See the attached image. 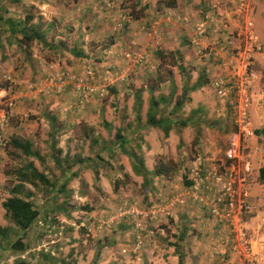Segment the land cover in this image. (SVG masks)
<instances>
[{"label":"rangeland","instance_id":"obj_1","mask_svg":"<svg viewBox=\"0 0 264 264\" xmlns=\"http://www.w3.org/2000/svg\"><path fill=\"white\" fill-rule=\"evenodd\" d=\"M159 1L173 2L184 10L167 8L160 12ZM3 5L8 11L5 17L23 21L25 15L31 16L33 19L25 28L46 31L47 43H57L61 55L37 41L22 42L20 34L12 38L8 32L0 34V104H14L1 132L7 142L11 135L28 137L38 152L36 158H25L15 156L18 153L10 147H3L0 228H13L2 202L15 184L14 171L32 162L55 184H62L65 180L61 169L66 168L63 159L69 156L76 163L65 176V197L55 196V192L46 198L39 193L34 197L41 216L30 231H42V236L26 251L27 255H38V261L31 260L32 264H177L171 244L178 242V233L184 227L182 210L198 207L209 215L210 196L202 194L200 187L191 190L184 184L192 181L189 177L194 163L205 173L217 169L221 173L227 171L226 176L231 174L236 187L247 193L252 207V213L245 217L249 231L262 225L264 137L257 135L260 129L254 111H264V0H4ZM248 21L261 47L255 51L247 71L251 78L247 113L253 136L247 138L244 132L240 133L239 157L231 160L227 153L232 135L238 132V99L234 92L218 97L213 82L227 79L229 73L232 77L240 66V57L251 43L247 37ZM198 26L205 29L203 37L195 35ZM78 34L90 35L80 39L82 45L78 44L86 55L83 59L65 51L66 45L72 49ZM194 39L198 45L192 44ZM179 42L184 46L179 53L183 55V51L190 62L175 60L177 54L172 51H176ZM222 48L221 61L207 56L212 49ZM141 56L146 58V64L138 61ZM177 63L190 76L189 86L196 77L192 73L207 71V119L200 124L190 121L193 117L189 99L178 113L180 121L191 117L189 126L173 128L165 137L160 129L146 124L148 92L152 89L156 99H167L160 109L168 112L180 97L179 88L183 85ZM88 71L93 72L92 77H86ZM73 77L101 86L105 93L102 96L98 91L89 96L85 108L77 112L74 106L79 95L71 83ZM137 91H141L143 102L139 114L133 109ZM48 117H53L52 129H59L51 138L50 125L45 126L42 121ZM134 119L138 121V131ZM214 119L219 123H211ZM117 130L124 138H131L126 148L136 154L144 167L164 170L166 176H149L150 184L144 186L142 175L134 170L137 160L123 154L116 145ZM56 150L61 151L58 163L52 156ZM26 187L34 191L30 185ZM192 195L200 201L204 199L207 205L195 201ZM189 204L193 207L188 208ZM157 208L162 209L163 215L171 216H153ZM190 225L191 230L180 242L185 264L193 259L192 246L199 239L195 238L199 232L197 221ZM216 227L220 235L211 244L208 256L220 263L225 257L216 254L214 247L226 248L230 236L226 228ZM7 233V239L0 236L4 242L0 245V264H19L24 256L30 264L24 253L11 251L14 234ZM258 233L257 251L264 263V227ZM40 249L52 251L54 256L50 257L57 261L42 258Z\"/></svg>","mask_w":264,"mask_h":264},{"label":"trees","instance_id":"obj_2","mask_svg":"<svg viewBox=\"0 0 264 264\" xmlns=\"http://www.w3.org/2000/svg\"><path fill=\"white\" fill-rule=\"evenodd\" d=\"M4 0H0V34H4L5 32H8V36L10 38L15 37L16 34L21 35L22 42L25 43H31L33 41H37L39 43H42V45L54 47L53 45L47 43L46 36L44 33L39 32L38 30L34 29H26L25 25L28 21L32 20L33 18L29 15H25L23 21L18 19H12L5 17L4 14H7L8 11L3 5ZM166 6V7H173V2H166V1H159L158 6ZM174 54V53H173ZM181 61V59H179ZM178 69L180 72H184L182 65L179 63ZM158 75V74H157ZM156 75V76H157ZM209 81V76L207 71L205 70L204 73L201 72L198 74V77L194 84L189 88L186 85H184L181 96L179 99L176 100V102L173 105V111L165 112L164 109H160L161 105H165L167 103V99L160 97L156 99L153 96V90L149 89L150 92L149 98L147 100L148 109L146 112V124L151 128L160 129L165 137H168L169 132L173 128H177L179 126L182 127H188L189 126V118L183 121L177 120L178 113L182 112V109L184 105L187 102V93L189 92V89L191 91L197 90L203 86H206ZM157 83L160 85L161 81L157 80ZM111 91L115 93V90L112 88ZM142 97H141V91H137L134 94V106L133 109L139 114L140 109L142 106ZM170 118L171 120H168ZM121 131H116L115 134V140L116 145L118 148H120L121 152L123 154L129 155L131 159H135L136 164H134V170L137 171V173H140L144 180V186L149 185V181L147 177L149 176H166V172L164 170H154L153 172H148L147 169L143 166L142 162L139 160V158L134 154L131 150H127L128 141L124 136L121 135ZM5 141V139H4ZM5 146L10 147L14 150V152L18 153L15 154V156H23L25 158H36L38 157V152L34 148L33 142L26 137H21L17 135H11L9 141H5ZM4 146V147H5ZM60 153L61 151L56 150L55 154L52 155L53 159L58 163L60 159ZM64 164L66 165V169L64 166L61 169V175L62 179H64V183L62 184H55L51 178L48 177L44 172L38 171L35 166L32 164V162H27L23 164L21 167H19L16 171H14V180L15 184L9 189V197L6 198L2 202V208L5 211V217L12 223L13 228L10 229H1L0 228V236L2 239L8 238L7 231H12L14 234V241L9 246L11 248V251L16 253H24L28 258L29 256H33V254L27 255L26 253L27 247L25 246V241L27 239V233L31 230V228L38 222L40 219V211L35 206L34 203V197L37 193L42 195V197L51 196L55 192V196L57 194L66 196V184L68 181L66 180L68 171L73 168V166L76 164L75 162H72V159L69 156H66L63 159ZM73 163V164H72ZM59 166V165H58ZM95 174L97 175V171H95ZM261 177L264 179V169L261 170ZM98 176H96L97 178ZM184 184L190 185V183L187 181H184ZM27 185H30L34 191H31L30 189H27ZM46 198V197H45ZM56 198V197H55ZM210 217V215H209ZM211 221V218H210ZM182 230L178 233L177 241L174 244H171V246L174 248V252L177 256V264H185L184 261V255L181 251L182 247L180 242L185 238L188 229L185 227V225H182ZM220 235V234H218ZM2 239H0V245L4 242H2ZM6 242H8L6 240ZM6 244H9L6 243ZM2 248L0 246V252ZM43 250V251H42ZM40 254H42V258L48 259V260H54L56 259L51 258L50 256H54L52 254V251H45L42 249ZM37 255V253H35ZM39 254V255H40ZM38 256V255H37ZM34 257V256H33ZM25 256L22 258L23 260L19 261V264H27L25 262ZM27 258V259H28ZM33 259V258H32ZM37 260V257L35 258ZM57 264V263H56ZM68 264V263H67Z\"/></svg>","mask_w":264,"mask_h":264},{"label":"built area","instance_id":"obj_3","mask_svg":"<svg viewBox=\"0 0 264 264\" xmlns=\"http://www.w3.org/2000/svg\"><path fill=\"white\" fill-rule=\"evenodd\" d=\"M240 6H242V3ZM241 10L239 13H241ZM185 22L188 23L189 21L185 20ZM248 24H250V28L247 25V37L249 35L251 43L246 49V54L243 57H240L239 55L241 58V64L237 67V71L232 77L231 73H229L227 79L215 80L213 82V87L215 88L218 97L224 98L227 94L234 92L236 99H238L239 110L237 111L236 120L238 132L232 135L230 140V149L227 153L231 160L239 157L240 133L244 132L247 138L253 136L251 122L247 113L250 102L247 90H249V87L251 86V78L247 71L251 66L255 51L257 50L259 52L261 47L257 44V38L255 39L253 37V33L251 32V21H248ZM204 33L205 29L202 26H198L195 35L203 37ZM237 36L241 37L240 34ZM191 42L194 45H198L196 39ZM229 44H232V42H229ZM236 49L238 51L241 50V48ZM223 51V48L220 49V51H214L212 49L211 53L207 56L212 57L215 61H221L223 59ZM239 57H237V60ZM138 61L144 64L147 63L146 58L143 56L138 57ZM231 63L232 61L230 64ZM92 76L93 72L88 71L86 77ZM6 79L11 82L10 77H7ZM71 83L73 84L74 91L79 95L78 103L74 106V109L77 112L82 111L85 108L86 104L89 102V96L98 91L101 95L105 93V89L103 87L85 84L82 79H75L73 77ZM235 103L237 106V102ZM13 107L14 104L11 101H8L5 104H0V153L5 146L4 137L1 132L2 126L6 123ZM193 167L194 169L191 170V175L189 177L192 178V181H189V186L192 188L191 190H196L197 187H200L202 194L206 193L210 197L208 199V205L204 202V199H201V201L196 199L195 195H192L194 196L192 198L196 199L195 201L199 200V202L205 203L209 208V215L213 225L215 227L218 226L226 228L228 230V235L230 236L229 240L226 241L227 247L222 249L215 246V253L222 254L223 256L228 255V260L225 261L224 264H264L259 258L256 243V237L259 234L258 232L262 227H264V216L262 225L257 226L256 231H249L245 217L252 213V207L247 200V193L241 192L240 187H236L235 182L232 179V175L229 174L226 176L228 173L227 171L226 173H221L217 169H212L208 173H205L201 169L199 170L197 164L195 163ZM239 184H242V181H239ZM192 193L197 194V192L194 191ZM152 214L153 216H157V218H161L165 215L169 217L171 216L170 213L163 215L161 208L153 210ZM138 246H140V244H138Z\"/></svg>","mask_w":264,"mask_h":264},{"label":"crops","instance_id":"obj_4","mask_svg":"<svg viewBox=\"0 0 264 264\" xmlns=\"http://www.w3.org/2000/svg\"><path fill=\"white\" fill-rule=\"evenodd\" d=\"M83 1H86V0H83ZM172 6L173 7H171V8H169V7H163V6L160 7L159 6V11L161 12V11L167 9V8L168 9H173V10L174 9L184 10V8H180V5L177 6V4H175V3H173ZM81 8L82 7H79V9H81ZM88 8L89 7H87L86 9H88ZM44 34H47V32L45 31ZM87 37L89 38L90 35L78 34L76 36L75 41L73 42L74 46H71L72 49H70V46L66 45V48L67 49L65 51H68L73 56H79L77 59H79V58H81V59L86 58V55H85L84 51H82L81 48H80L81 45H82V42L80 41V39H83V38L87 39ZM182 38H184V37H182ZM80 43H81V45H78ZM55 44H57V43H55ZM55 44L53 43L54 47H51V48L53 50H55L56 51V54H58L60 56L61 55V52L59 50H61V49L59 48V45H57V47H56ZM63 44L65 45L64 42L62 43V45ZM183 48H184V46H183V44L181 42H179V44L176 45V51L175 50L172 51L175 54H177V55H175V60H178V58H179V59H181V60H183L185 62H187V61L190 62V60H191L190 57L189 56H186V54H184L183 51H182L183 55H181V53H179V51L182 50ZM177 64H179V63H177ZM177 69H178V67H177ZM178 71H179V69H178ZM179 73H180V75L182 76V79H183V85H182L181 88H179V92L182 93V90H183L184 85H186L187 87L190 88L194 84V82L196 81V79L198 77V74L192 73L196 77L194 79L195 81L193 82V84L191 86H189L187 79H189L190 76L188 75V73H186L185 71L183 73H181L179 71ZM208 87H209V83L206 86H203V87H201V88H199L197 90L191 91V89H189V92L187 93V95H188L189 93L192 92V94L188 97V100L190 99V104L192 106V108H189L190 113H192L191 116L193 117V118L190 117L191 118L190 121H192L195 124H200V123L206 122L205 119H207V117L204 115V110H205L206 107H208V104H209L208 97L206 96L207 95V89L209 90ZM1 92L2 91H0V93ZM180 96H181V94H180ZM176 100L174 101V103L176 102ZM173 105L168 110L169 113L171 111H173ZM198 112H199V114H198ZM254 115L257 117V122H258V127L257 128L260 129V130L257 131V135H260V137H264V127H263V124H264V111L258 110L257 113H256V111H254ZM50 120L52 121L53 120V117L44 118L42 121L45 123V126L50 125V129H49V132H48V136H50V138H51V136L54 135V132L57 131V130H59V129L57 128V129L53 130L52 129V126H51V121ZM168 120H171V119L168 118ZM177 120L179 121V115H177ZM137 123H138V121H136L134 119L133 125H134V128L138 131V127H136L137 126ZM211 123L216 124V123H219V122L214 119V120H211ZM64 124H65L64 126H66L67 123L64 122ZM130 139L131 138H127V140H130ZM146 169H147L148 172H153L154 171V168L153 169H151V168L149 169V168L146 167ZM151 177L153 178V175ZM190 207H193V206L189 204V207L188 208H190ZM189 211L182 210L181 216H183L184 225H185V227H187V229L188 228H192L191 227L192 225H190L191 222L192 221H197V223H198L197 230L196 229L195 230L196 231H199L198 233H196V237H195V238H199L198 239V243L196 244V246H192V248L195 251V253L193 254L194 257H193V259L190 260L189 263L190 264H224L225 261L228 260V256H224L225 259H223V262L220 259V263L215 262L213 260V258L211 257V255L208 256L209 253H210L211 244L213 243V241L215 239H218L219 238V235H218L219 234V231L213 225V223L210 221V217H209V215L207 213V210H206V213H205L204 210H202L201 208H198L197 207L194 210H189ZM190 230L191 229H188V231H190ZM192 230L194 231V229H192ZM26 235H27V239H26V241H25L24 244L27 247V250L26 251H29L30 249H32V247H33L32 245L35 244V243H37L38 242V239L42 236V231H28V233ZM1 255H0V257H1ZM33 256H32L33 259L31 258V256H29V258H28V261L30 262V264H32L31 260H34L35 263L38 261V256L35 255V254H33ZM36 257H37V260H35ZM210 257L212 259H210ZM41 260H42V258L40 259V261Z\"/></svg>","mask_w":264,"mask_h":264}]
</instances>
